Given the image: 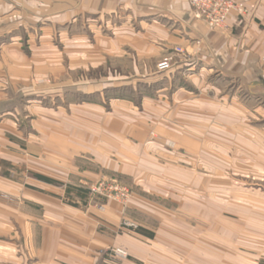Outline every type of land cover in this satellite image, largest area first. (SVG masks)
I'll return each mask as SVG.
<instances>
[{"label":"crops","instance_id":"1","mask_svg":"<svg viewBox=\"0 0 264 264\" xmlns=\"http://www.w3.org/2000/svg\"><path fill=\"white\" fill-rule=\"evenodd\" d=\"M233 1L243 11L233 12L224 28L212 30L193 17L187 0H0V172L1 164H8L36 178L25 192L29 212H11L0 204V228L13 216L14 228H19L15 237L29 248L20 253L15 248L14 261L8 264H116L102 256L113 248L129 253L130 260L123 264H214L211 251L183 249L181 235L170 229L181 223L150 197L136 194L126 208L104 200L86 206L66 204L59 197L78 198L74 190L67 193V185L85 188L107 176L128 181L147 177L152 185L181 178L177 166L159 164L149 152L157 147L161 155L178 156L180 162L182 151H166L160 142H151L146 123L129 126V116L137 114L139 106L145 115L158 117L161 129L174 131L171 141L188 147L191 154L183 156L189 159L201 152L205 161L214 162L211 132L217 115L221 116L216 125L223 132V157L231 161L235 147L238 158L242 155L264 164V0ZM80 18L109 19L111 25L106 28L112 29L114 37L93 45L81 32L70 39L71 25ZM120 18L125 23L114 27L112 21ZM57 26L63 36L68 35V51H90L94 60L101 61L103 50L124 43L126 51L145 60L174 54V69L155 78L79 85L76 91L81 101L57 109L33 106L39 109L38 115L27 124V117L15 106L16 96L35 93L15 91L25 79L16 73V66L27 67L30 60L22 57L27 49L53 52L47 36ZM41 39L46 41L39 47ZM177 48L183 54H175ZM8 63L12 71L7 78L3 69ZM139 82L156 88L155 92L149 95L132 88L131 84ZM119 90L130 92L131 97L112 95ZM139 94L141 102L136 104L134 98ZM237 99L239 103L230 104ZM230 115H249L254 123L240 117L235 121ZM203 134L207 140L200 145ZM7 177L0 173V191L19 190L20 184ZM129 207L159 223V234L151 239L120 234L119 225L123 217L129 218ZM1 258L5 259L4 254ZM239 259V264H262L261 257L251 254L243 253Z\"/></svg>","mask_w":264,"mask_h":264},{"label":"rangeland","instance_id":"2","mask_svg":"<svg viewBox=\"0 0 264 264\" xmlns=\"http://www.w3.org/2000/svg\"><path fill=\"white\" fill-rule=\"evenodd\" d=\"M119 11L120 14L124 15V10ZM125 20L114 19L112 25L120 27L125 23ZM107 24L111 25L109 19L101 21L97 18H89L88 20L80 18L77 23L71 25L69 37L75 39L73 38L74 35L78 36L81 32L86 34L90 42L89 45L97 44L99 40L114 37L111 33L112 29L106 28ZM100 25H102L101 29L99 28ZM90 27L91 29H89ZM53 31V34L47 36V42L54 47L53 52L27 49L24 52L25 56H22L26 61L30 60L26 65L27 67L22 66L21 70V66H16L18 68L16 73L21 72L23 76L21 73L20 76L25 79L17 83L15 91L19 94H24V92L25 94L35 93L32 97L16 96L15 106L21 109V115L24 119L27 117V124L37 118L36 111L40 108L57 109L65 106V103L81 101L82 98L76 91L79 85L98 84L99 82H109L112 79L126 81L127 78L132 80L142 79V77L155 78L160 72V63L165 58L172 56L173 62H176V56L172 53L160 59L157 57L149 60L141 59L130 49L126 51L125 47L121 45L124 43L113 47L112 50H103L100 57L101 61H97L89 55L90 51H68L66 47L68 35L63 36L62 28L59 26ZM42 41L46 40H39V47L43 44ZM108 53L111 55L108 56ZM99 62H102L101 66H97ZM11 69L9 63L3 69L7 71V78L12 71ZM150 85L153 86V83ZM131 86L138 89V92L144 90L149 95L153 90H156V88H148L147 84L141 82L133 83ZM128 94L130 98V92L119 90L117 94L112 95L126 97ZM211 94L213 95V93ZM140 102L141 96L139 94L135 96L134 103L140 104ZM229 102L236 104L239 103V100H233V102L230 100ZM33 106L39 109H35ZM142 109L139 106L137 114L129 116V126L131 124L141 126L146 123L150 126L148 139L151 142H160L166 151H182L180 162L178 156L171 158L169 155H161L157 151V147H151L149 152V156H155L159 164L167 167L177 166L176 168L179 169L175 170H180L181 178L152 185L151 180L147 177L143 179L129 178L128 181L121 177L107 176L96 183L83 185L85 188L67 185L66 189L74 190L75 197L78 198L55 197L63 199L66 204L79 202L80 205L86 206L104 200L125 208L128 203L130 206V201L136 194L150 197V201L167 207L172 219L181 223V225L172 226L170 229L181 235L183 249L193 248L211 251L214 256V264H239L242 261L239 256H243V253L261 257V262L264 264V164L254 163L250 158L242 155L238 158L235 147L229 156L231 161L223 157V150L220 149L223 132L217 130L216 125L220 123L221 116L217 115L214 116V131L211 132L214 135V146H212L214 162L205 161V156L201 152L191 155L192 158L189 159V157L183 156L185 152L190 153L189 148L185 145L181 147L172 142L171 136L174 131H169L168 128L161 129L158 124V117L145 115ZM238 117L244 118L246 123H254L252 116L230 115V119H235V121L238 120ZM261 125H264V120L261 121ZM129 140L134 141V138L130 137ZM206 140L205 135L201 137L200 145H205ZM226 158H228L227 155ZM1 166L0 173L8 174L9 180L20 184V191H7L6 193L0 191V204L11 212L14 210L23 213L29 212V202L25 198V192L31 188V184L36 179L35 175L26 169L16 172L14 167L8 164H1ZM135 174L138 176L137 173ZM97 183L105 184L104 188L97 193L91 192L90 187ZM110 187H119L120 189L117 190L120 191L122 188L127 189L128 197L124 199L126 201L118 199L115 193L109 198L106 191H109ZM209 187L213 188L212 191ZM83 198L86 201H83ZM160 231L159 223L157 224L148 216L138 214L130 207L129 218L123 217L119 225L120 234L121 232H129L130 236L148 239H151V236H156ZM15 233H19V228L18 231L15 230L12 216L6 222V227L0 228V264H8L14 261L15 248L19 253L27 252L29 249L24 240L20 242V238L15 237ZM117 249L120 248L104 251L102 256L116 264H123L130 260L128 252L127 258L116 255L114 251ZM3 254L5 259L1 258Z\"/></svg>","mask_w":264,"mask_h":264},{"label":"built area","instance_id":"3","mask_svg":"<svg viewBox=\"0 0 264 264\" xmlns=\"http://www.w3.org/2000/svg\"><path fill=\"white\" fill-rule=\"evenodd\" d=\"M193 17L197 20H201L207 24V26L212 30H219L225 27V23L228 20L229 16L233 12H242L243 7L240 4H236L233 0H187ZM175 54H183L181 48L175 49ZM175 62H173L172 56H168L160 63L159 73H167L173 69ZM262 64L264 65V56L262 58ZM105 184H93L90 187L91 192L97 193L102 191ZM119 187H110L109 191H106V195L111 198L113 194H116L118 199L124 200L128 197V191L125 188H122L121 191L117 190ZM114 253L120 257L127 258L128 253L126 250L117 249Z\"/></svg>","mask_w":264,"mask_h":264},{"label":"trees","instance_id":"4","mask_svg":"<svg viewBox=\"0 0 264 264\" xmlns=\"http://www.w3.org/2000/svg\"><path fill=\"white\" fill-rule=\"evenodd\" d=\"M38 179L41 180V181H44V182H46V183H49V184H56V182H54V181H52V180H49V179H47V178L40 177V176H38ZM67 193H70V189L67 190Z\"/></svg>","mask_w":264,"mask_h":264}]
</instances>
